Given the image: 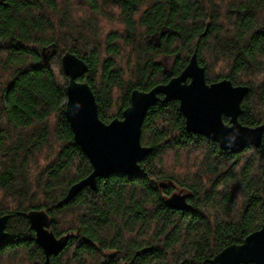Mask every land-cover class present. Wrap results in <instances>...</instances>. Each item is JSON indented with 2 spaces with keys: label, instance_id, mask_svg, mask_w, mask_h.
<instances>
[{
  "label": "trees",
  "instance_id": "obj_1",
  "mask_svg": "<svg viewBox=\"0 0 264 264\" xmlns=\"http://www.w3.org/2000/svg\"><path fill=\"white\" fill-rule=\"evenodd\" d=\"M0 1V216H9L0 264H47L27 218L32 210L48 213L57 237L69 235L50 264H212L264 225V137L259 148L223 150L186 131L175 100L145 116L141 143L152 151L140 173L99 178L96 191L85 188L58 207L92 172L65 114L62 57L70 52L87 64L79 80L110 123L134 90L180 75L196 51L208 83L249 87L239 120L257 127L264 125V0ZM53 44L47 58L43 49ZM164 55L175 56L172 75L156 61ZM179 190L191 210L165 205Z\"/></svg>",
  "mask_w": 264,
  "mask_h": 264
},
{
  "label": "water",
  "instance_id": "obj_2",
  "mask_svg": "<svg viewBox=\"0 0 264 264\" xmlns=\"http://www.w3.org/2000/svg\"><path fill=\"white\" fill-rule=\"evenodd\" d=\"M0 3H3L0 1ZM47 58L56 53V46ZM62 70L68 78L65 114L76 143L88 157L92 172L73 184L58 207L68 204L85 188L98 189V179L114 174L127 176L141 172V162L151 153L150 147L141 143L142 126L147 112L158 102H179L185 117L186 131L204 136L216 142L223 150L241 152L248 147L259 148L264 137V125L248 127L240 122L242 103L250 89L234 85L229 79L208 83L206 69L200 65L196 51L178 76L150 91L134 90L130 106L116 118L105 123L99 116V106L91 86L82 82L88 72L87 64L75 54L67 52L61 59ZM167 72V71H165ZM172 75V71L168 72ZM163 96L161 98L160 96ZM224 118H227L228 123ZM164 187V183H161ZM168 208L189 211L188 194L177 191L164 201ZM36 241L44 251L46 263L58 256L66 247L69 235L57 237L52 221L44 210H32L27 214ZM9 216H0V248L9 234L6 231ZM212 264H264V225L245 238L241 244H233L218 253Z\"/></svg>",
  "mask_w": 264,
  "mask_h": 264
},
{
  "label": "rangeland",
  "instance_id": "obj_3",
  "mask_svg": "<svg viewBox=\"0 0 264 264\" xmlns=\"http://www.w3.org/2000/svg\"><path fill=\"white\" fill-rule=\"evenodd\" d=\"M73 11H74V13H79V14L82 13V12H81V9H78V10H77V7H76V6H75V8L73 7ZM83 12H84V10H83ZM102 20H103V19H101L100 21H102ZM103 23H105V21H103ZM159 39H160V33H159V34H156V35L153 37L152 41H153L154 43H158V42H159ZM156 61H157L158 63L162 64L163 67L165 68V70H166L167 72H170V71L172 70V66H173V63H174V61H175V56H167V55L159 56V57H157V60H156ZM174 161H175V159H174ZM170 165L173 166V160L171 161ZM177 168H178V166H177ZM180 172H181V170H180ZM183 172H184V171H183Z\"/></svg>",
  "mask_w": 264,
  "mask_h": 264
},
{
  "label": "bare ground",
  "instance_id": "obj_4",
  "mask_svg": "<svg viewBox=\"0 0 264 264\" xmlns=\"http://www.w3.org/2000/svg\"><path fill=\"white\" fill-rule=\"evenodd\" d=\"M50 50H47L44 54H46V56H48L50 54Z\"/></svg>",
  "mask_w": 264,
  "mask_h": 264
}]
</instances>
